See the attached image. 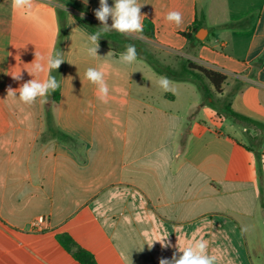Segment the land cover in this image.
I'll return each instance as SVG.
<instances>
[{
	"label": "crops",
	"instance_id": "obj_1",
	"mask_svg": "<svg viewBox=\"0 0 264 264\" xmlns=\"http://www.w3.org/2000/svg\"><path fill=\"white\" fill-rule=\"evenodd\" d=\"M75 1L80 9L34 0L25 12L0 0V264H82L63 235L97 264H159L181 254L178 241L196 239L215 264H264V128L201 106L191 82L169 80L165 91L142 57L119 61L127 46L119 39L100 37V57L90 56L92 32L78 19L100 28L99 0ZM138 2L155 38L107 33L136 37L173 68L176 57L225 75L224 95L239 89L232 108L264 125V0ZM169 11L182 14L180 26L165 19ZM201 13L205 32L189 42L182 33ZM35 52L62 54L58 102L7 96L34 78ZM89 67L105 73L106 103L85 78ZM161 234L172 247L149 248Z\"/></svg>",
	"mask_w": 264,
	"mask_h": 264
},
{
	"label": "clouds",
	"instance_id": "obj_2",
	"mask_svg": "<svg viewBox=\"0 0 264 264\" xmlns=\"http://www.w3.org/2000/svg\"><path fill=\"white\" fill-rule=\"evenodd\" d=\"M86 5L88 0H83ZM34 0H12L14 9L31 12ZM142 4L138 0H114L113 6H109L108 0H99V7L94 10V15L100 21V30L88 35L87 39L91 43L88 47V54L92 57L98 56V40L103 33L116 31L121 34L141 33L143 31V23L141 14ZM83 15V14H82ZM111 18V25L108 20ZM168 22H174L180 26L183 22L182 14L178 11H169L165 17ZM114 53L109 51L106 56H113ZM137 59L135 45H127L125 52L120 54L119 61L125 64H132ZM64 62L62 54L56 52L47 56L35 52V60L32 64L31 71L27 70L33 79L23 83L19 88L13 89L11 86L7 89V96L13 99L18 98L24 104H33L38 97H45L51 92L59 88V82L51 72L58 69ZM47 72V77L43 80L35 78L40 73ZM21 71L11 74L13 80L20 81L22 79ZM85 78L92 84L97 86L98 98L102 102H107L109 96V86L105 81V73L94 67H89L85 71ZM171 82L167 77H161L158 81L159 87L165 91L171 90ZM17 93L19 94L17 96ZM169 235H157L149 238L148 246L151 248L154 243H159L161 248L172 247L168 241ZM177 251L181 253L177 256L174 252L171 259L161 257L159 264H215L217 257L208 254L207 242L203 239L189 240L185 245H181L178 241L176 245Z\"/></svg>",
	"mask_w": 264,
	"mask_h": 264
},
{
	"label": "trees",
	"instance_id": "obj_3",
	"mask_svg": "<svg viewBox=\"0 0 264 264\" xmlns=\"http://www.w3.org/2000/svg\"><path fill=\"white\" fill-rule=\"evenodd\" d=\"M64 3L67 6H72L77 9H80V5L75 0H58ZM59 19L61 22V28L63 27V21L65 19L64 12L59 11ZM206 16L201 13L196 19L194 24L187 30L183 32L182 35L189 41L193 42L196 39L195 34L204 26ZM87 29L92 33L99 31L100 29L93 24L92 22L84 21L78 19ZM240 23H229L223 26V28L236 29ZM142 36L148 39L155 38V27L152 22L145 20L143 22V31ZM104 39H110L112 41L121 40L126 45H135L137 55L142 57L152 68L153 70L164 77H167L169 80L178 81V82H191L199 90L202 96L201 106H209L215 109L219 114L231 119L237 124L243 125H255L264 128V125L252 120L242 114L237 113L231 105V98L238 90H233L231 93L224 95L223 85L227 80V77L221 73H218L213 70L198 66L190 61L180 60L177 68H173L169 65L163 64L153 53H151L147 48H145L140 42H131L130 40L124 39L118 34L103 33L102 36ZM51 75L56 77L59 82L60 77V67L53 72ZM51 99L54 102L59 100V88L50 94ZM217 95H220L221 98H217ZM257 164L258 172L262 177V161L260 155L257 153ZM67 249L71 250L72 247H77L76 251H73L74 257L81 262L82 264H97L93 255L84 249L77 246L74 240L69 235H63L60 238ZM71 244V245H70Z\"/></svg>",
	"mask_w": 264,
	"mask_h": 264
},
{
	"label": "rangeland",
	"instance_id": "obj_4",
	"mask_svg": "<svg viewBox=\"0 0 264 264\" xmlns=\"http://www.w3.org/2000/svg\"><path fill=\"white\" fill-rule=\"evenodd\" d=\"M205 2V0H201V3L203 4ZM131 42H140L145 48H147L151 53H153L160 61H162L163 62V60H162V58H161V56H160V54L157 52V51H154L151 47H149L147 44H145V43H143L142 41H139V40H137L136 39V37H130V39H129ZM180 60H184V59H180ZM178 58H176V57H172L171 58V61L172 62H174V64H176V63H179V61H180ZM197 88V87H196ZM198 90V89H197Z\"/></svg>",
	"mask_w": 264,
	"mask_h": 264
},
{
	"label": "water",
	"instance_id": "obj_5",
	"mask_svg": "<svg viewBox=\"0 0 264 264\" xmlns=\"http://www.w3.org/2000/svg\"><path fill=\"white\" fill-rule=\"evenodd\" d=\"M203 32H205V30H200V31H199V38H202V36H203V35H202Z\"/></svg>",
	"mask_w": 264,
	"mask_h": 264
}]
</instances>
